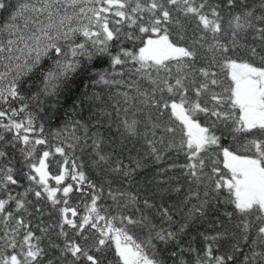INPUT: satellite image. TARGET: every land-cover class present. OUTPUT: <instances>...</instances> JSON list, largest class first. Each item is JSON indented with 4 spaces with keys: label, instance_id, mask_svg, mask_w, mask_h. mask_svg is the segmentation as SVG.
<instances>
[{
    "label": "snow or ice",
    "instance_id": "6c2138e0",
    "mask_svg": "<svg viewBox=\"0 0 264 264\" xmlns=\"http://www.w3.org/2000/svg\"><path fill=\"white\" fill-rule=\"evenodd\" d=\"M0 264H264V0H0Z\"/></svg>",
    "mask_w": 264,
    "mask_h": 264
},
{
    "label": "trees",
    "instance_id": "16d2710c",
    "mask_svg": "<svg viewBox=\"0 0 264 264\" xmlns=\"http://www.w3.org/2000/svg\"><path fill=\"white\" fill-rule=\"evenodd\" d=\"M81 211H83V209L81 208Z\"/></svg>",
    "mask_w": 264,
    "mask_h": 264
}]
</instances>
